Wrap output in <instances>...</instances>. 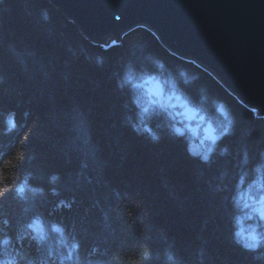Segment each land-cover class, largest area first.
Wrapping results in <instances>:
<instances>
[{
    "label": "trees",
    "instance_id": "trees-1",
    "mask_svg": "<svg viewBox=\"0 0 264 264\" xmlns=\"http://www.w3.org/2000/svg\"><path fill=\"white\" fill-rule=\"evenodd\" d=\"M129 68L199 106L222 137L207 162L174 115L138 112ZM256 175L264 117L209 70L145 28L97 44L48 0H0V261L264 264L236 233Z\"/></svg>",
    "mask_w": 264,
    "mask_h": 264
},
{
    "label": "water",
    "instance_id": "water-1",
    "mask_svg": "<svg viewBox=\"0 0 264 264\" xmlns=\"http://www.w3.org/2000/svg\"><path fill=\"white\" fill-rule=\"evenodd\" d=\"M48 1L97 44L136 28L151 31L172 54L209 70L264 116V0ZM189 145L195 157L204 155L199 143Z\"/></svg>",
    "mask_w": 264,
    "mask_h": 264
},
{
    "label": "rangeland",
    "instance_id": "rangeland-1",
    "mask_svg": "<svg viewBox=\"0 0 264 264\" xmlns=\"http://www.w3.org/2000/svg\"><path fill=\"white\" fill-rule=\"evenodd\" d=\"M113 39L110 37L106 38L105 41H111ZM163 86V83L159 79L141 81L137 102L143 108H148L153 112L157 111V108L153 107L154 103L161 105L164 111L174 115V121L179 122L177 125L183 127L186 131L182 137L186 138L189 143L196 141L205 152L207 146L213 145L210 142L208 145L201 144V141L207 137L218 136L217 132L201 116L195 115L190 109L184 108L181 111L170 106L165 97V89ZM172 94L173 92H169V96ZM175 103L173 101V105ZM190 120H193L194 123L188 122ZM171 121L173 122L172 118ZM238 200L243 212L238 217L237 236L244 245L256 246L264 240V186L259 175H256L252 183L247 185L239 193Z\"/></svg>",
    "mask_w": 264,
    "mask_h": 264
},
{
    "label": "clouds",
    "instance_id": "clouds-1",
    "mask_svg": "<svg viewBox=\"0 0 264 264\" xmlns=\"http://www.w3.org/2000/svg\"><path fill=\"white\" fill-rule=\"evenodd\" d=\"M158 67H162V66L158 65ZM157 78H158V75H156V74H151V73H147V72L137 73V72H135L134 69H131V68L128 69V71L125 73V77H124L125 82L132 86V90L134 93L136 91L140 90V82L141 81H152V80H155ZM167 87L175 90L172 95L167 97V100H168V103L170 106H173L177 109H180L181 111H183L184 108H188L193 113H195V115L201 116V118H205L202 115L199 106L196 103H194L189 97L185 96V94L179 89L175 80L172 79L171 77L168 78ZM161 94H163V93H161ZM173 101L176 102L174 105H173ZM133 102L136 104L138 112L142 111L144 114H147L149 112L148 108H141V106L139 105V103L137 102V100L135 98H134ZM153 107L160 109L162 106L154 103ZM218 111H221V110L218 109ZM161 114L165 115L166 113H164L162 111ZM221 114H223V112H221ZM188 122L194 123L193 120H190ZM170 131L172 132V134L174 136H177V137H181L185 134L184 132H182V130L179 126L171 128ZM228 132H229V129L227 127H225L223 130V134L226 135V134H228ZM220 138H222V137H219V136L207 137V138H205V140L201 141V144L208 145L210 142L211 145H214ZM214 150L215 149L213 146H207L205 149V154L202 157H200V159H202L203 162H207L210 158L211 153ZM223 151L226 152L227 149H224ZM188 153L190 156H193V157L196 156V153L193 152L190 145L188 146ZM257 171L258 172L260 171V167L257 168ZM28 227H29V229H31L32 225L29 224ZM53 231L56 233H62L63 229L60 226L55 225V226H53ZM2 243L7 244L8 243L7 238H5V240ZM73 247H78V245H73ZM0 264H5V262L0 261Z\"/></svg>",
    "mask_w": 264,
    "mask_h": 264
},
{
    "label": "snow or ice",
    "instance_id": "snow-or-ice-1",
    "mask_svg": "<svg viewBox=\"0 0 264 264\" xmlns=\"http://www.w3.org/2000/svg\"><path fill=\"white\" fill-rule=\"evenodd\" d=\"M0 195H3V190H0Z\"/></svg>",
    "mask_w": 264,
    "mask_h": 264
},
{
    "label": "flooded vegetation",
    "instance_id": "flooded-vegetation-1",
    "mask_svg": "<svg viewBox=\"0 0 264 264\" xmlns=\"http://www.w3.org/2000/svg\"><path fill=\"white\" fill-rule=\"evenodd\" d=\"M171 112V111H170ZM168 115H169V113H168ZM179 123V122H178Z\"/></svg>",
    "mask_w": 264,
    "mask_h": 264
}]
</instances>
